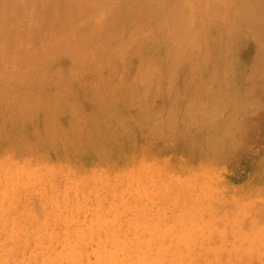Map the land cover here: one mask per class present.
<instances>
[{"label": "bare ground", "instance_id": "bare-ground-1", "mask_svg": "<svg viewBox=\"0 0 264 264\" xmlns=\"http://www.w3.org/2000/svg\"><path fill=\"white\" fill-rule=\"evenodd\" d=\"M37 1L38 0H0V139L3 138L4 133L6 132L5 131L3 133V130L7 128V126L8 128L11 127V129H14L16 131H19L18 127H25L26 124L30 121V119L35 116L39 108H44L42 105L51 100L52 98L59 101L71 99V94H69V90L66 88L56 89L55 87L56 92L54 94V91H50V88L54 85H58V83L62 84V87H65L63 86L64 84L66 86L68 85V82L65 83V79H63L61 75H59V72H57V70L55 69L56 67H53L52 70L49 65L51 59L49 61L48 57L51 56L55 51V54H53V57H51L52 59L56 58V55H59V53L61 54L64 48V51L68 49H70L71 51L73 49L74 52L72 51L71 54L74 57V62L71 63V65L75 64L77 67L80 66V68H82L81 66L86 65L89 68V66H97V64H101L104 67L107 66V68L109 69L107 65L109 59L107 63L104 59L102 61V57L104 55L103 53H108L113 50V52H115V55H121L120 52L123 53L125 48L127 50L130 48L128 42L134 43L136 48H139V46H142V44L145 42L142 41L145 33L144 35H140V32H143L144 28H146V26L148 25L146 24L145 26V20H143V25L145 27L143 25H139V31L132 34L130 33L131 35L129 36L126 35L130 39H127L129 41L125 40V43L128 44L129 48L127 47V44L125 47L123 44V50L121 49L122 51H119L117 49L112 48H110V50L109 46L107 45L108 42L111 40L110 37H112L110 34H114V32H111L117 28H115L116 23L114 24V22L118 18L124 17L127 19H133L135 23V19H137V16L139 14L142 15L145 11L146 5L151 4L157 7V10H160V12L165 13V15H163L162 13V15H158L160 19L158 18V20L155 21L157 22V24L151 28H159L160 33H162V35L163 32L161 31V29L169 28L167 30L168 34L165 33L166 37H171V39L176 43L175 46L177 45V47H179V49L175 51V49H173L174 44L172 43L173 46L168 45L171 41L167 42L165 50L167 55H164L165 60L169 63L168 65L171 64L167 67L168 71L171 70L169 73L170 78H168L167 82L174 83L176 80L174 79L173 73L176 72L177 65H179V60L178 58L176 59V56L179 54H185L186 57L190 56V61L187 62L191 65L190 70L197 72V70L193 69L196 68L197 64H199V67H201V65L205 62L207 58L205 37L206 33H209V30L212 28H210L211 23H215L216 17L223 21L225 19L227 20V12L231 13L230 11H227L228 7L226 6L231 5L230 0H67L68 2L65 0V2L67 3L66 8L63 7V9L61 10L58 9L59 11L56 12L55 19L53 18L52 20L53 27L50 26L52 29H50L52 31V36H47V33L46 36L48 40L46 39L45 42L40 41L37 44L38 39L36 40L35 38H33V36L36 37L39 34L37 31H35V28L37 27L36 22H40L41 24L44 21V16L42 18V14L40 16L39 13L41 12H39L38 10L41 7L36 8V6H38V4L36 5ZM50 1H45L46 3L49 2V4H45L44 2H42V4H40L39 2V4L41 6H51L52 3H50ZM52 2L55 3L54 0H52ZM60 2H62V0H59L58 3ZM65 2H63L64 5ZM255 5L258 6V9L264 10V0H259V3ZM58 6L59 5H57V7ZM224 6L227 7V9H225ZM229 8L233 9L232 6ZM251 8L252 7H250V9ZM53 9L54 10L52 11V13L55 12V7ZM236 11L237 13H240L242 15L241 11H238V9ZM51 15L54 16L55 14ZM143 15L141 17L139 16V20L137 19L138 21H140V23L138 22L139 24H141L142 22L140 19H142V17L144 19L145 17V15ZM233 15H236V13H234ZM228 21L229 24H227V30L231 33V31L233 30V26L237 24V20H231V24L230 20ZM262 21L258 22L257 25L259 27H262L263 25L261 33L264 36V23ZM112 25H115L113 26L114 30H112V27L110 31L109 28H111ZM250 27L253 29L255 28L254 26H249V28ZM159 30L157 29L155 32L159 33ZM146 31H148V29ZM128 32L130 31L128 30ZM42 34L45 37L44 32ZM217 34L215 36L216 38L218 36ZM201 39L204 40V44H202ZM207 39L208 37L206 38V40ZM214 40L216 42L215 38ZM225 40L226 41L224 48L228 50L230 44L227 38ZM146 42L148 44V39L146 40ZM156 44H158V42ZM201 44L205 45V51H203L204 57H200V55L203 54L201 52L202 49H200ZM89 47H93V50L88 51ZM219 49L220 48H218V50ZM225 52L227 53V51ZM118 57L119 56L117 55L116 58L119 60ZM146 60L149 59L147 58L145 59V61ZM208 60H210V58ZM186 61H184V63ZM127 64L129 63L127 62ZM144 64L145 63L143 62L142 65ZM158 67L159 65H157L156 62V64H152L150 67L146 68V70H141V72L143 71V73H140V71L139 73L136 72V75H134V77L136 76V79H130L131 81H129V83L134 84L137 88H141L147 87L149 84H151L149 82H157L161 79L156 76L157 69L160 70L161 68ZM224 67L226 68V66ZM115 68L112 67V71ZM214 68L217 67L215 66ZM201 69L199 68L198 70ZM54 70H56L57 73L52 72V74H50L48 72ZM99 70L102 73L104 68L103 70ZM99 70L96 69L95 71L100 72ZM109 70V72H111V69ZM220 70H222L224 73V69ZM227 71L229 72V69ZM68 72L74 71L69 69V71L65 73ZM87 72L88 71L81 69L79 73L77 72L78 74L75 75L73 79L80 78L77 80H84L86 77L83 76H85ZM98 72H96L97 75ZM131 72L133 71L131 70ZM125 73L126 71L123 75H125ZM96 74L94 75L93 73L91 76L98 77ZM157 74L160 75L161 73L159 74V71H157ZM101 75L105 76L106 74L102 73L99 76L101 77ZM199 75L197 77H199ZM191 76L194 79L195 75ZM43 78L48 80L49 84L48 86L45 85L44 87H42L41 91H37L40 94L37 95V92H32V90L35 84L38 86V88L39 84H43ZM201 78L202 77H199L198 79ZM209 78L208 80H210ZM87 79L85 80L87 81ZM90 79H92V77ZM211 79H213V77H211ZM120 80L122 81V79ZM202 80H200V82H204ZM95 81L94 85L97 84V82L95 84ZM211 81L213 80H210V83ZM118 82H120L119 79ZM205 84L206 83H204V85ZM194 85H196V83H194ZM78 87H80L79 84ZM114 87H107V91L109 92L110 90H114ZM205 88L207 89V87ZM97 89H95V91H97ZM145 89L143 90V92H138L137 95L132 96L133 98L131 99L149 98L145 94ZM98 90H100V88ZM49 91L52 92L50 93L51 95L53 94L52 98L47 97L48 95H46V92ZM42 93H45L46 96L44 95V97L43 95H41ZM98 96H102V94L99 92L93 94V98H95L97 101H100V97ZM86 97L87 96H85V98ZM90 97H92V95ZM103 97L107 98L108 96ZM69 102L73 103V101L71 100ZM192 102L195 103V101ZM64 103H68V101ZM76 103L77 101H75L74 104H70L69 109V111L71 109H73L74 111H71L73 115H71V112H69L70 117L73 119L76 115L78 116V113L75 115ZM185 107L186 110L190 109L188 105H186ZM54 108L55 107L53 106V110ZM45 110H43V112L47 114ZM169 110L171 112L170 114L172 115V109ZM198 111L201 114H207V112L205 110H202V108L201 110H199L198 108ZM57 112L56 114L54 112V114L57 115ZM160 112L161 110H159L157 114L160 115ZM102 113L104 115L108 114V112L105 111H102ZM79 114L82 115V112H80ZM186 115L189 116V119L195 116L194 114ZM139 118L140 115H137L135 117L136 120H138ZM53 121L54 124L55 120ZM71 121H67L65 123L66 127L69 128L68 132H71L72 128L75 126V123ZM18 123L20 125H17ZM46 130L48 131V129ZM7 131L9 130L7 129ZM50 131L52 132L54 130L52 129ZM67 134L65 135L66 137L68 136ZM69 136L71 137V133L69 134ZM21 140H23L22 142H24V139ZM39 145L41 144L39 143ZM47 145L46 147H48ZM36 146L37 145L35 144L34 147ZM152 149L155 150L157 149V147ZM70 150L72 153V149ZM48 151L46 152L47 154ZM38 152H40V149ZM11 154L12 153L10 152V150L3 151L0 148V264H264V225L258 223V218L260 216L261 218H263L264 216L261 215L264 214L263 208H261L262 210L258 209L259 211H253L251 213H244L242 209L240 211L239 209H237L238 213L236 214L234 222L235 225H230L229 223H227V219L220 220L218 218V220L216 218L217 215H214L215 212H213L212 210V204L214 202L211 198H202L201 195L196 191V195H194L193 193L195 192H193V195L191 196L188 192V196H181L178 195L179 190H177L178 188H176L173 183H168V185L163 184V178L167 177V175L169 176V172L173 174V170H175L173 169V163L171 161H167L168 159L171 160L170 158H164L158 155V157L155 158V160L158 161H153L152 165H149V163L146 162V168H148V172L140 171L139 173H134L133 175H130L129 178L126 180L120 181L121 179H117L116 181H113L114 183H116L115 186L109 185L105 189L106 194H104L101 198L97 199L98 205L93 208L89 204L90 202L86 200V194L90 192L93 193L94 190L92 189H94L93 185L96 184L94 180L97 178V173H94L92 174V176L88 177L83 172L78 171L75 173V170L73 171V169L75 168L72 169L69 165H61L57 169H51L49 166L44 165L41 162L33 164L28 158L18 159L16 157L14 158ZM33 155L35 156V154ZM142 155L143 154H141V156ZM58 159L59 157H56V160ZM139 160H141V158H139ZM162 161L163 163H160ZM139 163L140 162H138L137 165L140 166V169L144 168ZM178 165L180 166L181 164ZM214 166L215 165H211L210 167L208 166L209 168L207 172H214ZM193 168L195 169V167ZM195 171L196 170H194L193 172ZM203 172H201L200 174H202ZM128 174L129 173H127V175ZM101 176H103V174ZM112 179L113 178H111L110 180L112 181ZM240 181V183L243 184L242 178ZM237 183L238 182H236V184ZM261 183L264 184V179ZM250 184H252V181L249 184L247 183V185ZM244 185L245 184H243L242 187ZM217 187L215 188L217 189ZM248 187L245 185L244 188L247 189ZM263 187L264 185L262 186V188ZM244 188L243 190L245 191ZM119 190L121 194H117ZM174 190H177L178 192H175ZM218 190L220 191V189ZM260 190H262L261 187ZM231 191L233 192V189ZM231 191L228 192L229 194H231L228 195V199L233 194L231 193ZM182 193L184 194V192ZM250 193H248L249 195L246 194V196L244 192H241V194H243L241 196L247 197L248 200L249 196L252 194ZM112 197L114 199H112ZM223 197L224 196H222V198ZM222 198L220 199L218 205L224 206L228 202L225 203L224 201H222ZM226 198L227 196L224 199ZM262 198L264 200V197ZM238 200L235 199L234 201ZM243 200L246 201V198ZM153 202L159 205V211L155 210L150 212V210H152L151 206ZM215 203L217 204L218 202ZM229 204L231 203L229 202ZM199 205H201V207L203 208L204 213H207L205 220H202L200 222L196 221L193 216L195 208ZM255 205L256 204H254V206ZM263 205L264 204L262 203L261 207H263ZM229 206L230 205H228V207ZM254 206L252 208L256 209L257 207L254 208ZM216 208L214 207L213 209L216 210ZM217 211L219 212L220 210L217 209ZM244 218L248 219L247 228H244L245 225H243ZM262 221L260 223H262ZM260 249L263 250L260 252ZM256 254H260L258 255L257 259H255Z\"/></svg>", "mask_w": 264, "mask_h": 264}, {"label": "rangeland", "instance_id": "rangeland-1", "mask_svg": "<svg viewBox=\"0 0 264 264\" xmlns=\"http://www.w3.org/2000/svg\"><path fill=\"white\" fill-rule=\"evenodd\" d=\"M40 1L38 0L36 2V5L38 4L36 8L41 7L40 8L41 10L40 9L38 10L39 12H41L39 13L40 16L41 14H42L41 16L42 18L44 16L43 18L44 21L41 24L40 22H36L37 27L35 28V31H37L39 34L37 33L38 35L36 37L33 36V38H35L36 40L38 39L37 44L40 41L45 42L47 36L49 37L52 36L51 33L52 32L51 27H53L52 20L53 18L55 19L56 12L59 11L58 9L61 10L63 9V7L66 8V4H67L65 0H62V2L60 3H58L59 0H54L55 3H53L52 0L51 1L48 0L50 1V3H52V5L50 4L51 6L49 5L41 6L40 4H42V2H44L45 4L47 3L49 4V2L46 3L45 2L46 0L45 1L43 0L42 2ZM230 1H231V5L230 6L226 5L228 7L227 11L231 12V13L227 12V20L225 19L223 21L216 17L215 23H211L210 25V28L212 27L210 29L211 31L209 30V33H206L205 44L207 48L206 49L207 58L205 62L207 63L204 62L203 63L204 66L202 64L201 67H199L200 65L197 64L196 66L197 69L196 68L193 69V70H197L198 72L197 73L196 71L194 72L190 70L191 65L187 63L188 61H190L189 60L190 56L186 57L185 54L177 55L176 59L178 58L179 61L181 60L183 61L181 62L178 61L179 65H177L176 72L173 73L174 79L176 80L174 83L167 82L168 78H170L169 73L171 71V70L168 71L167 67L170 66L171 64L168 65L169 63L165 60L164 55H167L165 51L167 42L171 41L170 44L168 45L173 46L174 44L173 49H175V51H177L179 47H177V45L175 46L176 43L171 39V37L169 36L166 37L165 33L168 34L167 30L169 28L161 29L163 35L162 33H160L159 28L155 27L154 29L156 30L158 29L160 34L158 32H155L156 30L151 28L157 24V22L155 21H157L158 18L160 19L158 15L160 16V14L162 13L160 12V10H157L158 9L157 7L151 4L146 5L145 7L146 13L145 11L143 12V14L145 13L144 15L146 18L144 17L143 19L142 17V19H140L142 21L141 24H139L140 21H138L139 20L138 18L139 16L141 17L143 14L142 15L139 14L137 16L138 20L135 19V23L133 19L120 17L114 22V24L116 23L115 24L116 26L112 25L111 28H109V30L111 31L113 26H115V28L117 27L115 30L113 27L112 30L114 31H112L111 33L114 32V34L113 35L110 34L112 37L113 36L115 37L113 38L110 37L111 39V40L109 39L110 43L107 41L108 44L107 43L106 44L109 46V49L112 48L122 51L123 44L124 47L127 44L125 43L126 42L125 40L129 39L128 36L131 35L132 33L139 31L140 29L139 25L141 26L143 25L144 22L143 20H145L144 22L145 26L146 24H148L146 28L150 27L147 28L148 31H146L147 29L144 28L143 32H140V35H144L145 33L142 39L143 42L145 41L144 43L142 42L143 47L139 46L141 50L139 48H136L134 43L128 42L130 47L129 48L127 44V47L129 48L128 49L129 52L125 48L123 53L120 52L121 55L117 54L119 56L118 57L119 60L116 58L117 55H115V52H113V50L111 49L110 52L103 53L104 55L102 57V61L104 59L107 63L109 59L108 62L109 64L107 63V65L109 69H111V72H109L110 70L107 68L106 65H105L106 67H104L101 64L100 65L97 64V66H89V68L86 65L81 66L82 68H80V66L77 67L75 64L71 65V63L74 62L73 61L74 57L71 54L72 51L74 52L73 49L70 51V49L66 48L68 50L64 51L65 49L64 48L61 54L59 53V55H56L58 58L55 56L56 58L52 59L51 57H53V54H55L56 52L55 51L51 56L48 57L49 61L51 59L49 65L52 70L53 67L54 68L56 67L55 69L57 70V72H59V75H61V77L65 79V83L68 82V85L66 86L64 84L63 86L65 87H62V84L58 83V85L52 86L50 88V91L52 92L54 91L53 92L54 94L57 88L59 89L66 88L69 90V94H71L70 96L71 99L69 100L65 99L66 101L65 100L59 101L52 98L53 94L52 95L50 94L52 92L50 91L46 92V95H48L47 97H50L52 99L42 105L44 108H39L35 116L32 119H30L31 122L29 121L25 127H18L19 131L11 129V127L8 128V126L3 130V133L5 131L7 133L5 132L3 138L0 139V148L3 151L10 150V152L12 153L11 155L14 158L15 157L18 159L28 158L31 160L33 164H37L41 162L42 164L49 166L51 169H57L61 165H69L72 169L75 168L73 169V171L75 170V173L78 171L83 172L88 177L92 176V174L94 173H97L98 174L97 178L94 181L96 182V184L97 183L98 184L97 185L94 184L95 186L93 185L94 187V189H92L94 190L93 193L90 192L86 194V200L90 202L89 204L93 208L98 205L97 199L101 198L104 194H106L105 189L109 185L115 186L116 183H114L113 181H116L117 179L118 180L121 179L120 181L126 180L129 178L130 175H133L134 173H139L140 171L148 172V168H146V164L149 163V165H152L153 161H158L155 160V158L158 157V155H160L161 157L164 158H170L171 160L168 159L167 161H171L173 163V169L176 170V171L173 170V174L169 172V176L167 175V177L163 178V184L168 185V183L169 184L173 183L175 187L178 188L177 190H179V192L177 190L174 191L178 192V195L181 196H188L189 193L192 196L193 194L196 195V192H198L202 198H206V197L211 198L214 202L212 204V210L213 212H215L214 215L219 216V217L216 216L217 219L218 218L220 220L227 219L228 221L227 223H229L230 225H235L234 222H235L236 214L238 213L237 209H239V211L242 209L244 213L259 211L262 210L261 208H263L264 210V205L263 207H261L262 203L264 204L263 202L264 200L262 198L264 197V187L262 188L264 184L261 183L263 182L264 179V36L261 33V30L263 29L262 28L263 25L261 24L262 27H259L257 25V23L261 22L262 20H263L262 22L264 23V10L258 9V6L255 5L259 3V0H234V1L230 0ZM63 2H65V5L63 4ZM56 4L59 6L57 7ZM231 6L233 9L229 8ZM249 6L252 8L250 9ZM54 7H55V12L52 13ZM154 7L156 8V10ZM227 7L224 6L225 9H227ZM237 9L238 11L242 12V15L240 13H237L236 11ZM233 12L236 13V15H233L234 14ZM51 14H55V15L53 16ZM162 14L165 15L164 12ZM233 19L237 20V24L233 26V30H232L233 32L231 31L230 33L227 30V26H228L227 24H229L228 20H230V24H231L232 22L231 20ZM249 26L252 27L254 26L255 28L254 29L251 27L249 28ZM38 28L41 31H39ZM128 30L130 32H128ZM227 31L230 33V35ZM43 32L45 34V37L42 34ZM150 32L152 35L150 34ZM153 32L155 35L153 34ZM216 34L218 35L217 38L215 37ZM39 35L42 36V39L41 36ZM145 36H147L148 38ZM207 37L208 39L206 40ZM145 38L148 39V44L146 42L147 39ZM214 38L216 39L217 43L215 42ZM226 38L228 39L230 44L228 50L224 48ZM234 38L237 40H235ZM201 41L202 44H204L203 43L204 40L201 39ZM157 42L158 44H156ZM202 44L200 45V49H202L201 52L203 53V51H205V45ZM218 48H220L219 50L221 51H219ZM91 50H93V47L88 48V51ZM225 51H227V53ZM208 56L210 60H208L209 59ZM200 57H204V53L201 54ZM147 58L149 60L151 58L150 60L151 62L149 60L145 61V59ZM184 61L186 62L184 63ZM127 62L129 64H127ZM143 62L145 63L144 65H142ZM156 62L157 65H159L158 68L161 67L160 70L157 69V71H159V74L161 73L162 76L161 74L158 75L156 71V76L161 78L160 80H158L157 82H149L151 84H149L147 87H141V88H137L135 87L134 84L129 83V81H131L132 78L136 79L135 78L136 76L134 77V75H136V72L139 73L140 71V73H143V71L146 70V68L150 67L152 64H156ZM114 65L116 66V68ZM140 65L145 69H143ZM215 66L217 68H214ZM224 66H226V68ZM112 67L115 68L113 71H112ZM94 68H96L97 70L99 69L103 70L104 68L102 73L106 75L105 76L101 75L100 77L99 75L102 74L101 71L100 70H99L100 72L95 71L96 69ZM199 68L200 69L202 68L203 70L202 69L198 70ZM69 69L74 71L75 73L74 72L65 73L69 71ZM81 69L88 71L87 73L89 75L86 73L85 76H83L86 77L85 79L87 78L90 79L91 77L92 79L90 80L87 79V81L85 79H84L85 81L77 80L80 78L73 79V77L77 75ZM220 69H224V73ZM228 69L230 73L227 71ZM56 70H54L55 72L54 71L51 72L48 71V72L50 74H52V72L57 73ZM131 70L133 72H131ZM141 70L143 71L141 72ZM114 71L116 72L118 71V72L116 73ZM125 71L126 73L125 75H123ZM96 72H98V75L96 74ZM93 73L94 75L96 74L99 78L102 79H99L98 77L95 76H91ZM191 75H195L194 79ZM198 75L199 77L202 78L198 79L199 78L197 77ZM211 77H213V79H211ZM105 78L108 80H106ZM208 78L213 81H211L210 83V80H208ZM118 79L120 82H118ZM120 79H122V81ZM200 80L204 82H200ZM94 81L95 84L97 82L96 85H94ZM105 81H107L108 83ZM42 83H43L42 85L39 84V88L35 84L32 92L36 93L37 91H41L42 87H44L45 85L48 86L49 81L43 78ZM77 83L80 85V87H78ZM194 83H196V85H194ZM204 83L206 84L204 85ZM89 85H90V89H89ZM125 85H130V86H125ZM106 86L107 87L115 86L116 88L114 87V90H110L108 92ZM200 86L204 88H201ZM205 87H207V89ZM97 88L98 89L100 88L101 92ZM102 88H104L105 90ZM95 89H97V91H95ZM144 89L146 91L145 94L149 98L131 99L133 98L132 96L137 95L138 92L139 93L141 91L143 92ZM98 92L102 94V96H98L100 97V101H97L95 98H93V94H96ZM37 95L40 94L37 92ZM41 95L44 96L45 93H42ZM91 95L92 97H90ZM85 96L87 97L85 98ZM103 96H108V97L105 98ZM70 100L73 101V103L69 102ZM67 101L68 103H64ZM75 101H77V103L75 104L76 106L75 115L78 113V116L76 115L78 118L74 115L75 117L73 119L70 117V113H69L73 111V109H71L70 111L69 109H70V104H74ZM192 101H195V103ZM186 105L190 107L189 110H186L185 107ZM53 106L55 107L54 110H53ZM198 108L199 110H201L202 108V110H205L207 114L206 115L201 114L198 111ZM42 109L43 110L46 109L45 112H47V114H45ZM169 109H172L173 112L172 115L170 114L171 112ZM63 110L65 111V113ZM159 110H161V112L159 113L160 115L157 114ZM102 111L108 112V114L105 113L106 115H104ZM54 112L55 114L57 112V115H55ZM80 112H82V115L79 114ZM185 113L190 115L194 114L195 116L191 118L192 119L191 120L189 119V116L186 115ZM71 115H73L72 112ZM137 115H140V118L138 120L135 119ZM69 119H71L72 121ZM53 120H55L54 124H53L54 122ZM74 120L77 121L75 122ZM67 121H71L75 123V126L73 128L71 127L72 128L71 132H68L69 128L66 127L65 125ZM19 123L17 125L21 124ZM7 129L9 131H7ZM32 129L35 130L33 131ZM46 129H48V131ZM52 129L54 131L51 132L50 130ZM13 130L16 132H14ZM32 131L34 132V134ZM70 133H71V137L69 136ZM66 134L68 135L67 137L65 136ZM15 136L17 137V139ZM18 138L20 140L24 139V142L25 141L26 142L24 143L22 142L23 140L20 141ZM46 138L48 139L50 138V139L48 140ZM39 143L41 145H39ZM35 144L37 145L36 147H34ZM50 144L52 145V147ZM46 145L48 147H46ZM156 147L157 149L155 150L152 149ZM68 148L72 149V153L71 150ZM39 149L40 152H38ZM46 150L47 151L49 150L48 154L46 153L47 152ZM33 154H35V156L37 157H35ZM54 154L57 156H55ZM141 154H143L142 155L143 157L141 156ZM56 157L57 158L59 157V159L56 160ZM138 157L141 158V160H139ZM138 162H140L139 164H141L144 168L140 169V166L137 165ZM160 163H163V161ZM178 164L181 165L179 166ZM211 165H215L216 167L214 166L215 168L214 172L209 173L207 172V170ZM192 166L195 167V169ZM193 169L196 171L193 172L194 171ZM99 171H101L102 173ZM201 172L203 173L200 174ZM112 173L115 175H113ZM127 173L129 174L127 175ZM102 174L103 176H101ZM111 178H113L112 181L110 180ZM241 178L243 180V184H245L247 187L249 186L247 188V189L250 188L249 190L244 188L245 185L242 187L243 184L240 183ZM251 181L252 184L247 185V183L249 184L251 183ZM236 182L238 183L236 184ZM239 186L242 189H240ZM215 187H217V189ZM233 187L236 188L237 192ZM260 187L262 190H260ZM243 188L245 189V191L243 190ZM218 189H220V191ZM232 189L233 192L231 191ZM229 191H231V193L233 194L228 199L229 197L228 195H231L228 193ZM182 192H184V194ZM241 192L242 193L244 192L245 195L246 194L249 195L248 193L251 192L252 194L251 193L250 194L254 198L250 195L247 200V197L243 196L244 197L243 198L241 196L243 195L241 194ZM117 194H121L120 190L118 191ZM215 195H217L218 198ZM222 196L224 197L222 198ZM226 196L227 198L224 199ZM220 197L222 198V201L228 203H226L224 206L218 205L221 199ZM240 197H242L243 199L246 198V201ZM112 199L114 198L112 197ZM235 199L237 200L239 199V200L234 201ZM240 199L243 201H241ZM215 202L218 203L216 204ZM229 202L231 204H229ZM253 203L258 206L256 205L254 206ZM232 204L235 206V208ZM228 205H230L229 206L230 208L228 207ZM152 206H151L152 210H150V212L155 210L159 211V205L157 203L153 202ZM253 206L254 208L256 207L257 208L253 209L252 208ZM214 207L215 208L217 207L216 210L213 209ZM250 208L251 210L252 209L253 210L251 211ZM217 209L220 211L218 212ZM206 215L207 213H204L201 205L196 207L193 212V216L195 220L198 222L205 220ZM258 219L259 221L260 220L262 221L264 219V216L263 218H261L260 216ZM259 221H258L259 224L264 225L263 222L264 220L262 221V223H260L261 221L260 222ZM247 223H248V219L244 218L243 219V225H245L244 228L248 227ZM262 250L263 249H260L259 251L261 252ZM258 255L260 254H256L255 259H257Z\"/></svg>", "mask_w": 264, "mask_h": 264}]
</instances>
